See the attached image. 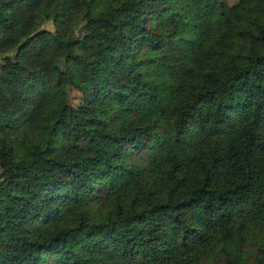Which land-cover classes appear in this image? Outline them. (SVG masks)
Instances as JSON below:
<instances>
[{
    "label": "trees",
    "instance_id": "trees-1",
    "mask_svg": "<svg viewBox=\"0 0 264 264\" xmlns=\"http://www.w3.org/2000/svg\"><path fill=\"white\" fill-rule=\"evenodd\" d=\"M50 261L264 264V0H0V264Z\"/></svg>",
    "mask_w": 264,
    "mask_h": 264
},
{
    "label": "rangeland",
    "instance_id": "rangeland-1",
    "mask_svg": "<svg viewBox=\"0 0 264 264\" xmlns=\"http://www.w3.org/2000/svg\"><path fill=\"white\" fill-rule=\"evenodd\" d=\"M226 2H227V4H233V3H235L237 0H225ZM43 28L44 29H46V30H49V31H53L54 30V25H53V23H52V21H49V22H46L45 24H43ZM180 45H177V47L176 48H180L179 47ZM138 48L136 49V53L138 54ZM135 52V51H134ZM82 97H83V95H82V93L80 92V91H78V90H76V89H74V88H69V90H68V100H69V102L72 104V105H74V106H78L80 103H81V101H82ZM137 153V151L136 152H134V155ZM105 189V185H104V183H102V184H99V183H96V190L97 191H103ZM51 263H47V264H53V262L52 261H50ZM45 263H46V261H45ZM208 264V263H207ZM210 264H215L214 262L213 263H210Z\"/></svg>",
    "mask_w": 264,
    "mask_h": 264
}]
</instances>
